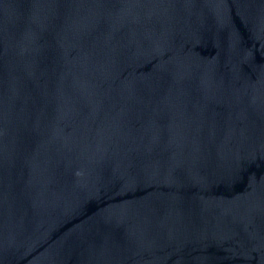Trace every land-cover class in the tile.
<instances>
[{
    "label": "water",
    "instance_id": "water-1",
    "mask_svg": "<svg viewBox=\"0 0 264 264\" xmlns=\"http://www.w3.org/2000/svg\"><path fill=\"white\" fill-rule=\"evenodd\" d=\"M0 264H264V0H0Z\"/></svg>",
    "mask_w": 264,
    "mask_h": 264
}]
</instances>
